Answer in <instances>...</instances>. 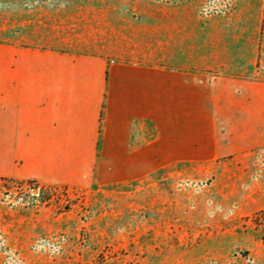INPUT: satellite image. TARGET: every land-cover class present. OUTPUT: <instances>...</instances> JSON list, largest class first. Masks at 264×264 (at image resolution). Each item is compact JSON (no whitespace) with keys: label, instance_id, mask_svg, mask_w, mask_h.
<instances>
[{"label":"crops","instance_id":"0c3cea01","mask_svg":"<svg viewBox=\"0 0 264 264\" xmlns=\"http://www.w3.org/2000/svg\"><path fill=\"white\" fill-rule=\"evenodd\" d=\"M204 1L122 7L99 52L7 43L0 177L110 186L166 175L173 197L176 176L198 174L221 200L248 203L264 151V0L211 16Z\"/></svg>","mask_w":264,"mask_h":264},{"label":"rangeland","instance_id":"374dc122","mask_svg":"<svg viewBox=\"0 0 264 264\" xmlns=\"http://www.w3.org/2000/svg\"><path fill=\"white\" fill-rule=\"evenodd\" d=\"M151 1L0 0V68L10 42L99 52L120 8ZM253 167L248 203L221 200L198 174L176 176L173 197L166 175L110 186L0 177V264H264L263 150Z\"/></svg>","mask_w":264,"mask_h":264},{"label":"built area","instance_id":"2783aa9c","mask_svg":"<svg viewBox=\"0 0 264 264\" xmlns=\"http://www.w3.org/2000/svg\"><path fill=\"white\" fill-rule=\"evenodd\" d=\"M233 0H206L201 12L204 16L222 15L233 6Z\"/></svg>","mask_w":264,"mask_h":264},{"label":"trees","instance_id":"16d2710c","mask_svg":"<svg viewBox=\"0 0 264 264\" xmlns=\"http://www.w3.org/2000/svg\"><path fill=\"white\" fill-rule=\"evenodd\" d=\"M262 215H264V212H262Z\"/></svg>","mask_w":264,"mask_h":264}]
</instances>
